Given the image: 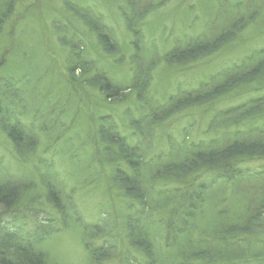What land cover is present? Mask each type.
I'll list each match as a JSON object with an SVG mask.
<instances>
[{
  "label": "rangeland",
  "instance_id": "obj_1",
  "mask_svg": "<svg viewBox=\"0 0 264 264\" xmlns=\"http://www.w3.org/2000/svg\"><path fill=\"white\" fill-rule=\"evenodd\" d=\"M13 1L12 15H7L0 33V78L7 79L13 85L11 89L6 90L5 99L1 97L5 106L8 105L15 110V114L9 112L8 117L11 116V120L15 118L18 120L21 117V120H25V125L33 124L39 142L34 148L29 149L30 152L16 151L7 138V133L0 126V178L11 179V184L15 188L26 190V195L30 196L21 208L9 213L21 215L22 219L24 218L23 222H17V226L28 228L31 234L37 233L43 224L54 229L57 226L42 245L38 244L50 257V262L90 264L91 255L86 248L80 225L72 222L70 226L63 228L61 224L63 215L53 209V204L48 200L49 185L41 179L45 169L51 167L50 169L61 176V179L50 182L55 184V189H60L62 202L66 200L64 195L70 193L71 202L77 206L86 223L93 225L101 223L106 230H111L114 222L111 221L109 225L108 214L118 206L124 208L125 204L123 200L115 199L113 202L111 192L107 190L108 173L106 172L109 171V158L111 157L112 161L115 159L113 155L106 154L103 148L108 142L106 133L110 128L113 129L110 122L115 121L114 123L120 126L122 136L126 138L129 146L137 142L144 154L151 151L150 154L154 155L168 149V134L179 141L185 136V127H189L192 123L195 125L190 130L191 137L198 140H208L215 136L219 138L223 132L219 134L217 129H208L210 117L222 109L227 110L241 104V101H248L251 96L255 98V95L240 92L244 89L231 90L227 98L220 99L221 93L217 92L211 95L213 98L209 105L188 107L186 110L182 108L180 111L183 112L178 111L167 119L162 128L157 129L156 138L149 133L146 138L142 136L138 138L134 134V126H131L132 120L139 117L133 111L137 105L136 92L126 90L123 100L110 102L99 91L96 84L99 76L95 73L99 68H103L102 72L113 78L115 83L125 85L133 83L138 87L143 85L145 79L147 81V73L151 74L149 92H156L157 97L166 102L180 84L185 88L196 87L208 76L224 71L230 64L238 61L244 52L264 46V0H165L166 3L163 2L158 6L160 8L152 10L145 16L146 21L143 26L145 53L142 59L145 63L154 55L164 58L176 37L186 39L185 37L207 34L211 38H216L217 35L220 36L223 28L238 16L246 17L258 10L259 16L243 32L236 34L238 37L233 38L228 47L217 53L208 55L186 68L176 65L172 67L167 62L165 64L157 62L154 67L150 66L147 70L140 68L141 76L139 81L135 82L132 68L137 61L135 62L133 57L134 50H131L134 32L131 29L133 24L127 22L128 19L124 17L121 8L125 0ZM133 1L137 6L147 4L149 0ZM154 1L161 2V0ZM230 5L239 9L227 15V6ZM77 6L83 11L92 10V14L103 18L105 24L113 30L114 37L122 48V54L109 55L95 35L88 34L84 22L76 17L74 8L77 9ZM256 6L257 8L252 11V7ZM221 14L222 16L218 18ZM73 34L76 38H80L77 44H80L81 51L88 60L84 59L90 67H76L74 74L68 70L64 71L62 67V61L64 62L68 57L71 44L74 43L71 36ZM153 47L156 49L153 50ZM255 64L252 66L256 67ZM214 96H218V100ZM125 115L129 116V120L123 124L122 119ZM263 126L264 121L252 123L249 118H245L243 124V129L246 131L253 128L247 141L254 146V149L245 148L250 150L254 157L252 162L245 161V165H252L253 172L263 175L251 186V191H256L255 197L260 195L253 203L256 206L259 205L261 195L264 194ZM253 131H260V134L254 136ZM151 138L155 139L153 143L151 142L152 145L149 143ZM116 156L123 157L119 154ZM227 196L225 200L227 203L224 206L228 207H225L226 211L222 212V216L236 218L248 210L245 205L246 196L240 197L239 194H233L231 191H228ZM216 197L214 195L210 203L214 204ZM205 207H207L204 209L206 215L201 217L197 227L199 231L205 229V224H208L212 215L208 202ZM4 216L7 217L8 214ZM7 220L8 218L3 221ZM10 227L14 228V226ZM111 231L117 233L115 228ZM199 231L196 232V237L200 236ZM109 235L110 233L107 237L111 236ZM97 241L99 242L100 239ZM116 243L119 254L114 253L115 257H110L106 264H121V260L124 261L126 258L130 262L136 261L135 257L141 262L147 260L143 252L137 253L138 251H134L133 248L130 250L123 236L120 235ZM160 246L162 250L166 249L163 241H160ZM164 253L167 257L173 258V261L175 259V262H181L179 253L174 249H166Z\"/></svg>",
  "mask_w": 264,
  "mask_h": 264
},
{
  "label": "trees",
  "instance_id": "obj_2",
  "mask_svg": "<svg viewBox=\"0 0 264 264\" xmlns=\"http://www.w3.org/2000/svg\"><path fill=\"white\" fill-rule=\"evenodd\" d=\"M13 2L0 0V33L3 21L7 15H12ZM163 2L166 3L165 0L158 3L149 0L147 4L136 6L133 0H125L124 6H121L127 22L133 24L131 29L134 32V41L131 50H134L133 57L135 62L137 61L132 68L134 82L139 81L140 68L147 70L150 66L154 67L157 62L164 64L167 62L172 67L176 65L186 68L208 55L217 53L228 47L232 39L238 37L236 34L243 32L259 16L257 13L259 10L254 11L257 6L252 7L255 13L246 17L237 15L239 18L225 26L220 36L217 35L216 38H211L207 34L185 37L186 39L176 37L164 58L154 55L145 63L142 61L145 53L143 42L145 16L152 10L160 8L158 6ZM227 8V15L239 9L231 5ZM74 11L76 17L84 22V27L88 28V34L93 33L97 41L104 46L105 52L109 55L122 54V48L116 41L113 30L105 24L100 15L92 14V10L89 9L83 11L78 6ZM220 16L222 14L218 18ZM71 36L74 43L71 44L68 57L62 61V67L64 71L68 70L74 74L76 67H90L84 59L86 57L81 51L80 44H77L80 38H76L74 34ZM254 64L256 67L252 66ZM102 69L99 68L95 73L99 76L96 84L110 102L123 100L126 90L136 92L137 105L133 111L139 117L132 120L131 126H134V134L138 138L141 136L146 138L147 133L156 138L157 129L162 128L167 119L178 111L183 112L180 111L182 108L186 110L188 107L209 105L212 103L211 95L217 92L221 93L220 99L227 98L231 90L244 89L240 92L255 95V98L251 96L248 101H241V104L227 110L222 109L210 117L208 129H217L219 134L223 132L219 138L215 136L208 140H198L191 137L190 130L195 125L192 123L185 127V136L179 141L168 134V149L154 155L150 154L151 151L144 154L137 142L129 146L126 138L122 136L120 126L114 123L115 121L110 122L113 129L110 128L106 133L108 142L103 148L106 154L113 155L115 159L112 161L111 157L109 158V171L106 172L107 190H110L113 202L115 199L123 200L125 204L124 208L115 207L116 211L111 210L108 214L107 222L109 221V225L114 222L115 226L112 225L111 230L115 228L117 233L110 229L106 230L101 223L94 225L86 223L77 206L71 202L70 193L64 195L66 200L62 202L60 189H55V184L50 182L61 179V176L50 169L51 167L46 168L41 179L49 185L48 200L53 204V209L63 215L61 222L63 228L70 226L72 222L80 225L86 248L91 255L89 263L106 264L110 257H115L114 253L118 255L116 242L121 235L130 250L133 248L134 251H138L137 253L143 252L147 259L141 262L135 257L136 261L130 262L126 258L124 261L121 260V264H264V194L256 206L253 203L260 195L255 197L256 191H251L253 182L263 175L253 172L252 165H245V161L252 162L254 159L250 150H245L254 149L252 143L247 141L253 128L250 131L243 129L245 118L251 119L252 123L264 121V46L244 52L238 61L230 64L224 71L208 76L196 87L185 88L180 84L166 102L157 97L156 92H149L151 74L147 73V81L145 79L143 85L138 87L133 83V85L115 83L113 78L102 72ZM12 85L7 79L0 78V126L7 133V138L16 151L30 152L29 149L34 148L39 142L37 130L31 123L25 125V120H21V117L18 120L15 117L11 120V116L8 117L9 112L15 114V110L3 103L2 97L5 99L6 90L11 89ZM214 98L218 100V96ZM127 120L129 116L125 115L122 123L125 124ZM100 132L103 133L102 129ZM252 134L257 136L260 131H253ZM154 140L151 138L149 143H153ZM116 154L123 155L125 159ZM228 191L239 194L240 197H247L245 205L248 210L242 216L236 218L222 216V212L226 211L225 207H228L224 206L227 203L225 200L228 198ZM214 195L217 197L213 204L210 201ZM29 197L26 190L15 188L11 184V179L0 178V264H59L50 262V257L45 254L43 247L38 245H42L57 226L54 229L43 224L37 233L31 234L28 228L27 230L24 226H17V222H23L24 218L22 219L21 215L9 213L21 208ZM207 202L211 206L212 215L208 224H205V229L199 231L197 227L201 217L206 215L204 209L207 208L205 207ZM5 214L8 216H4ZM6 218L8 220L4 222ZM117 220L119 222H116ZM197 231L200 232L198 237ZM109 233L111 236L107 237ZM160 241L164 242L167 250L174 249L179 253L180 263L165 255L166 249L162 250Z\"/></svg>",
  "mask_w": 264,
  "mask_h": 264
}]
</instances>
